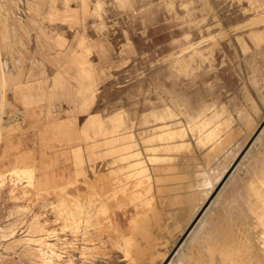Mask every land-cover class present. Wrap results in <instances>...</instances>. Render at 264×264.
<instances>
[{"label":"rangeland","instance_id":"obj_1","mask_svg":"<svg viewBox=\"0 0 264 264\" xmlns=\"http://www.w3.org/2000/svg\"><path fill=\"white\" fill-rule=\"evenodd\" d=\"M263 121L264 0H0V264H264Z\"/></svg>","mask_w":264,"mask_h":264},{"label":"bare ground","instance_id":"obj_2","mask_svg":"<svg viewBox=\"0 0 264 264\" xmlns=\"http://www.w3.org/2000/svg\"><path fill=\"white\" fill-rule=\"evenodd\" d=\"M180 105H181V104H180ZM215 135H216L215 133H209V135H208L207 138L213 139ZM163 136H164V135H163ZM163 136H162V137H163ZM177 148H178V147H177ZM180 148H181V147H180ZM178 149H179V148H178ZM183 149H184V148H183ZM76 166H77V165H76ZM82 166H83V165H82ZM91 167H93V166H91ZM82 169H83V168H82ZM96 169H97V168H96ZM97 170H98V169H97ZM113 170H114V169H113ZM263 171H264V170H263ZM108 172H109V171H108ZM84 173H86V172H84ZM95 173H97V172H95ZM95 173H94V174H95ZM103 173H104V172H103ZM109 173H110V172H109ZM101 174H102V173H101ZM121 174H122V173H121ZM97 175H98V174H97ZM108 175H109V174H108ZM114 175H115V174H114ZM117 175H118V174H117ZM122 175H123V174H122ZM122 175H121V176H122ZM85 176H86V175H85ZM111 176H112V174H111ZM121 176H120V177H121ZM124 176H125V175H124ZM25 177H26V176H25ZM109 177H110V176H109ZM115 177H116V175L114 176V178H115ZM125 177H126V176H125ZM100 178H101V177H100ZM105 178H106V177H105ZM213 178H214V177H213ZM24 179H25V178H24ZM77 179H78V177H77ZM108 179H109V178H108ZM115 179H116V178H115ZM124 179H126V178H124ZM109 180H110V179H109ZM129 180H130V179H129ZM121 181H122V180H121ZM92 182H93V180H92ZM118 182H119V180H118ZM122 182H124V181H122ZM130 182H132V181H130ZM107 183H108V182H107ZM126 183H127V182H126ZM101 184H102V182H101ZM101 184H100V185H101ZM104 184H105V182H104ZM110 184H111V183H110ZM117 184H118V183H117ZM117 184H116V185H117ZM120 184H121V183H120ZM148 184H149V183H148ZM93 185H94V183H93ZM100 185H99V186H100ZM107 185H108V184H107ZM124 185H125V182H124ZM97 186H98V185H97ZM112 186H113V185H112ZM117 186H118V185H117ZM121 186H122V185H121ZM126 186H127V185H126ZM122 187H123V186H122ZM122 187H120V188L123 189ZM129 187H130V185H129ZM102 188H103V187H102ZM106 188H107V187H106ZM106 188H105V189H106ZM113 188H117V187H113ZM113 188H111V189H113ZM105 189H104V190H105ZM124 189H125V191H126L127 188L124 186ZM130 189H132V185H131V188H130ZM90 190H91V189H90ZM100 190H101V189H100ZM118 190H119V189H118ZM128 190H129V188H128ZM102 191H103V189H102ZM111 191H112V190H111ZM96 192H97V189H96ZM123 192H124V191H123ZM123 192H121V194H122ZM129 192H130V190H129ZM147 192H149V190H148ZM186 192H187V191H186ZM91 193H92V191H91ZM98 193H99V192H98ZM124 193H125V192H124ZM178 193H179V192H178ZM180 193H181V192H180ZM184 193H185V192H184ZM107 194H108V192H107ZM107 194H106V195H107ZM128 194H129V193H128ZM99 195H100V194H99ZM106 195H105V196H106ZM101 196H102V195H100V197H101ZM110 196H111V195H110ZM116 196H117V195H116ZM137 197H138V196H137ZM139 197H140V196H139ZM245 197H247V196H245ZM249 197H251V194L249 195ZM252 197L254 198V196H252ZM252 197H251V200H252ZM140 198H141V197H140ZM247 198H248V197H247ZM80 199H81V198H80ZM99 199H100V198H99ZM93 200H94V199H93ZM138 200H139V199H138ZM251 200H250V201H251ZM256 200H257V199H256ZM72 201H73V198H72V200H69V202H71V204H72ZM147 201H148V200H147ZM149 201H150V200H149ZM69 202H67V203H69ZM84 202H85V199H84ZM86 202H87V201H86ZM73 203H75V202H73ZM137 203H138V202H137ZM147 203H148V202H147ZM151 203H152V201H151ZM251 203H252V202H251ZM112 204H113V203H112ZM134 204H135V203H134ZM149 204H150V203H149ZM83 205H84V204H83ZM107 205H108V204H107ZM114 205H115V204H114ZM138 205H139V203H138ZM152 205H153V204H152ZM238 205H239V204H238ZM71 206H72V205H71ZM96 206H97V205H96ZM134 206H135V205H134ZM140 206H141V205H140ZM142 206H143V205H142ZM87 207H88V206H87ZM87 207H86V208H87ZM110 207H112V206H110ZM233 207H234V206H233ZM240 207H241V206H240ZM242 207H243V206H242ZM74 208H75V207H74ZM81 208H82V207H81ZM106 208H107V207H106ZM140 208H142V207H140ZM140 208H139V209H140ZM87 209H88V208H87ZM90 209L92 210V208H90ZM102 209H103V208H102ZM102 209L100 210V208H99V211L102 212ZM108 209H109V207H108ZM112 209H113V208H112ZM142 209H143V208H142ZM142 209H140L138 212L143 211ZM144 209H145V205H144ZM146 209H147V205H146ZM152 209H153V208H152ZM171 209H172V208H171ZM175 209H176V208H175ZM244 209H245V208H244ZM78 210H80L79 207H78ZM94 210L96 211V208H95ZM137 210H138V209H137ZM241 210H242V209H241ZM145 211H146V210H145ZM157 211H158V210H157ZM62 212H63V215L66 214V213L64 212V209H63ZM143 212H144V211H143ZM151 212H153V211H151ZM141 213H142V212H141ZM156 213H157V212H156ZM231 213H232V212H231ZM246 213H247V212H246ZM84 214H85V213H84ZM99 214H101V213H99ZM237 214H238V213H237ZM82 215H83V213H82ZM85 215H86V214H85ZM92 215H93V213H92ZM92 215H91V216H92ZM137 215H138V214H137ZM102 216H103V214H102ZM107 216H108V215H107ZM140 216H141V215H140ZM151 216H152V214H151ZM153 216H154V214H153ZM245 216H246V215H245ZM249 216H250V215H249ZM67 217H68V215H67ZM82 217H83V216H82ZM86 217H87V215H86ZM146 217H148V215H147ZM247 217H248V216H247ZM69 218H70V217H69ZM93 218H95V217H93ZM250 218H251V217H250ZM250 218H249V219H250ZM74 219H75V218H74ZM81 219H82V218H81ZM81 219H80V220H81ZM97 219L100 220L101 218H97ZM97 219H96V220H97ZM106 219H107V217H106ZM106 219L104 220V222L106 221ZM146 219H147V218H146ZM76 220L79 221L78 218H77ZM87 220H88V218H87ZM93 220H94V219H93ZM109 220H110V218H109ZM134 220L136 221V219H134ZM134 220H133V222H134ZM140 220H141V219H140ZM143 220H144V218H143ZM250 220H251V219H250ZM255 220H256V219H255ZM81 221H83V220H81ZM137 221H138V220H137ZM141 221H142V220H141ZM141 221H140V222H141ZM99 222H100V221H99ZM106 222H107V221H106ZM131 222H132V221H131ZM133 222H132V223H133ZM143 222H144V221H143ZM78 223H79V222H78ZM82 223H83V222H82ZM85 223H86V222H85ZM101 223H102V220H101ZM109 223H110V222H109ZM109 223H108V224H109ZM132 223H131V224H132ZM251 223H253V221H251ZM255 223H256V222H255ZM255 223H254V224H255ZM131 224H130V226H131ZM137 224H138V223H137ZM137 224H136V225H137ZM140 224H141V223H140ZM143 224H144V223H143ZM143 224H141V225H143ZM145 224H146V223H145ZM145 224H144V225H145ZM91 225H92V224H91ZM97 225H98V223H97ZM103 225H105V224H103ZM109 225H110V224H109ZM132 225H133V224H132ZM134 225H135V224H134ZM141 225H140V227H141ZM73 226H74V225H73ZM87 226H88V225H87ZM106 226H107V225H106ZM110 226H111V225H110ZM140 227H139V228H140ZM145 227H146V225H145ZM87 229H88V228H86V230H87ZM108 229H109V228H108ZM141 229H142V228H141ZM258 229H259V228H258ZM73 230H74V227H73ZM106 230H107V229H106ZM138 230H139V229H138ZM103 231H104V230H103ZM136 231H137V230H136ZM133 232H134V231H133ZM133 232H132V233H133ZM140 232H142V231H140ZM140 232H139V233H140ZM136 233H137V232H135V234H136ZM139 233H138V234H139ZM135 234H132V235H133V236H138V235H135ZM139 236H140V235H139ZM142 236H143V235H142ZM128 237L131 238V236H128ZM128 237H127V238H128ZM140 237H141V236H140ZM144 237H145V236H144ZM133 238H135V237H133ZM139 239H140V238H139ZM133 240H134V239H133ZM137 240H138V239H137ZM127 241L129 242V240H127ZM141 241H142V239H141ZM124 242L127 243V242L125 241V239H124ZM127 245H128V244H126L124 247H126ZM144 245H145V244H144ZM119 246H120V245H119ZM144 247H145V246H144ZM121 248H123V247H121ZM145 248H146V247H145ZM145 248H144V250H145ZM124 251H126V250L124 249ZM137 251H138V250H137ZM127 254H128V253H127ZM129 255H130V254H129ZM133 255H135V254H133ZM233 256H234V255H233ZM240 256H241V255H240ZM137 258H138V257H137ZM137 258H136V260H137ZM228 259H229V258H228ZM223 260H224V259H223ZM229 263H231V261H230ZM225 264H226V263H225ZM243 264H244V263H243Z\"/></svg>","mask_w":264,"mask_h":264},{"label":"water","instance_id":"obj_3","mask_svg":"<svg viewBox=\"0 0 264 264\" xmlns=\"http://www.w3.org/2000/svg\"><path fill=\"white\" fill-rule=\"evenodd\" d=\"M264 125V121H263V123H262V126ZM232 169H233V167L230 169V171L227 173V175L225 176V177H228V175L230 174V172L232 171ZM225 180V179H224ZM219 188H220V186H219ZM192 226V225H191ZM190 226V228H189V230L188 231H190L191 230V227Z\"/></svg>","mask_w":264,"mask_h":264}]
</instances>
